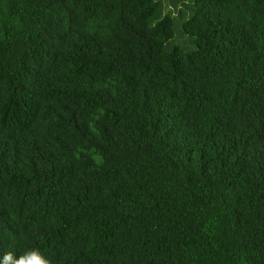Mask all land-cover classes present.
Here are the masks:
<instances>
[{"label": "trees", "instance_id": "obj_1", "mask_svg": "<svg viewBox=\"0 0 264 264\" xmlns=\"http://www.w3.org/2000/svg\"><path fill=\"white\" fill-rule=\"evenodd\" d=\"M172 2L0 0V264H264V0Z\"/></svg>", "mask_w": 264, "mask_h": 264}, {"label": "rangeland", "instance_id": "obj_2", "mask_svg": "<svg viewBox=\"0 0 264 264\" xmlns=\"http://www.w3.org/2000/svg\"><path fill=\"white\" fill-rule=\"evenodd\" d=\"M162 1H163L164 6L166 7V9L168 8L167 2L170 4V2L173 1L172 4L174 7L178 8L182 12L188 13V14H189V11L187 12V8H189L190 7L189 5H191V3H192V0H162ZM176 1H177V4L175 5L174 3ZM169 4H168V6L171 9H173V6L169 5ZM167 13H170V12L169 11L164 12V14H167ZM171 14L174 15V13H171ZM181 22L182 21H180V23ZM173 42L175 45L182 47L187 52H191L195 48L191 38L179 30L175 31V37H174Z\"/></svg>", "mask_w": 264, "mask_h": 264}, {"label": "clouds", "instance_id": "obj_3", "mask_svg": "<svg viewBox=\"0 0 264 264\" xmlns=\"http://www.w3.org/2000/svg\"><path fill=\"white\" fill-rule=\"evenodd\" d=\"M9 256L11 254H8ZM19 264H49V261L45 259L40 253L34 251L31 255H27L19 261Z\"/></svg>", "mask_w": 264, "mask_h": 264}]
</instances>
